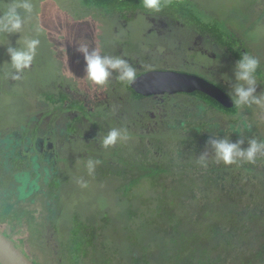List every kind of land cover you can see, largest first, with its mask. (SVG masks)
Here are the masks:
<instances>
[{"label":"flooded vegetation","instance_id":"obj_1","mask_svg":"<svg viewBox=\"0 0 264 264\" xmlns=\"http://www.w3.org/2000/svg\"><path fill=\"white\" fill-rule=\"evenodd\" d=\"M177 1L179 2L178 7L176 4L174 8H168V11L163 10L158 14L162 17L161 19L156 16L149 17L148 15L151 13L139 10L151 23L145 34H150L153 40L147 42L145 57L132 56L128 60L129 63L137 68L138 75L152 70H169L201 77L220 88L230 98L228 92L231 91V84L235 82L234 65L241 58L242 53L252 54L247 47V42L241 40L238 31L232 27H229V32L223 35L224 31L217 30L213 23L204 20V17L199 15L198 10L192 7L193 0ZM186 1L191 5L190 7L185 5ZM254 9L257 12L254 22L256 24V22L264 19V8L256 3ZM199 10L204 16L205 13L210 12L205 9ZM246 10L250 13L253 7ZM127 13L123 14L126 15ZM249 17L252 18L251 15ZM198 18L201 20L198 21ZM202 20H204L203 23H201ZM176 24H179L178 27L181 28L176 30L179 32V36L176 34L167 36V30L170 32ZM254 24L250 21L247 26H254ZM235 33L237 34L235 35ZM117 42L112 43V55L120 56L119 54L123 53H119L120 51L135 50L139 45L137 40L132 42L130 40L120 41L118 42L119 45ZM143 43L145 44V41ZM252 55L260 60V67L257 72L259 77L257 94H259L264 92V63L262 62V55ZM41 60L37 56L32 66H43L44 63L41 64ZM49 65L45 70L52 68H48ZM40 68L42 69V67ZM75 69L74 73L76 72ZM84 69H77L82 71L77 76H83ZM60 72L63 71L60 70ZM60 72L58 70L50 72L53 80L48 83L47 87L35 92L36 96L32 107L35 112L30 109L33 113L24 121L15 118V116L11 122L3 119L0 130V212L1 208L2 212L21 211L31 217L33 211L26 209V205L33 206L41 200H46L48 203L54 201L57 204L56 207L46 208L50 213L47 221L52 223V231L59 228L58 224H54L55 214L60 210L61 199H64L69 193L70 180L74 178H66L67 162L77 159V161L80 160V164H86L89 158L99 159L101 164L97 166L95 174L98 172L110 174L115 188L118 187V181L122 180L114 172L117 166L113 165L112 159L105 157V149L101 147L102 138L99 135V129H102L106 134L108 130L105 129V125V128H102L98 119L103 115H112L119 109H115V111L107 109L105 102L98 99V93H106L108 98L112 100H115L116 97L126 99L125 110L119 111L123 115V126L129 129L131 125L132 127L135 126L130 133L135 134L140 141L144 139L148 145H152L154 141L155 144L165 143L168 140L163 141L165 131L169 132L174 127L181 134L185 133L190 128L189 123L191 126H195L194 128L201 126L205 127V130L207 128L212 129L216 138L227 137L230 141L236 142L243 137L244 144L241 145L243 148L248 146V140L252 137L264 140V110L255 105L254 110H252L253 106L252 109L247 106L237 109L233 104L227 107L208 95L214 101L204 99L200 93H205L199 90L144 95L137 93L130 85H124L115 79L110 81L106 89L100 91L96 86L87 83L83 77L78 78L79 81H83V85L81 83L77 85L73 83L72 79L67 80ZM178 97L188 98L186 100L189 103L181 100L178 102L180 104L178 110H172L168 102ZM228 101L226 100V102ZM206 109L217 111L227 118L226 120L205 119L204 112ZM124 111H126L125 114ZM250 111L255 114L253 122L248 120L251 115ZM235 114L236 116L230 120V116ZM245 122L252 125L251 129L244 127ZM219 123L226 124V128L220 129ZM204 129L203 131H205ZM216 129L218 130L215 131ZM134 130H138V132ZM221 130L226 136L222 135ZM248 132H253V134L250 133L246 136ZM189 133V131L186 132L187 135ZM152 137H154V141L151 139ZM151 151L154 159L166 160L167 156H162V153L156 148ZM72 152H78V154ZM133 165L135 166V164ZM253 171L257 186L250 184L251 181L254 183L249 178L248 173L250 172H245L246 175L241 176L243 189L250 191L251 188L248 186H251L255 192L264 196V157L257 158ZM225 172L230 173L228 168ZM14 173L16 176L13 179ZM239 173L237 172L238 175ZM143 178L149 180V177ZM124 179H126V183L130 181V177ZM226 183H230L228 177ZM124 184L118 187V191H123L122 186ZM219 189L229 192L232 187L230 185L224 187L220 181V187L214 185L211 191L217 192ZM26 211H31V213ZM61 214L62 211H60V217ZM61 219L63 220V217ZM79 223L85 222L75 218V221L70 223L68 231L71 236L76 237L79 234V238H84L83 236L89 233V230L85 224L82 226ZM38 228H40V224ZM38 228L36 227V229ZM33 231L36 232V236L41 234L46 241H49L51 233L47 237L46 231L44 233L43 231L40 233H37V230ZM55 234L56 239L59 238V234ZM17 237L14 238L17 239ZM18 240L22 242L21 238Z\"/></svg>","mask_w":264,"mask_h":264},{"label":"rangeland","instance_id":"obj_2","mask_svg":"<svg viewBox=\"0 0 264 264\" xmlns=\"http://www.w3.org/2000/svg\"><path fill=\"white\" fill-rule=\"evenodd\" d=\"M9 2L10 0H0V12L5 10ZM193 2L192 7L198 10L199 15L203 16L204 20L206 19V21L213 23L217 30L224 31L223 35L229 32V27L237 30L241 40L247 42L250 52L262 55V62L264 63V19L254 24L257 17V12L254 9L255 5L258 3L264 8V0H193ZM33 3L35 5L34 11L25 25L22 36H34L36 35L35 29L39 28L41 45L37 50V56L42 59L41 64L44 63V65H39V67L32 66L25 71L24 78L19 81L5 78V73L10 69V65L6 63L10 62V56L6 51L8 47L7 43L9 42L12 46H17L16 42L20 34L0 35V130L3 119L11 122L15 116V118L24 121L33 113L32 107L34 106L35 92L47 87L48 83L53 80L50 72H54V70L60 72L62 70L63 72L60 73L67 80L72 79L73 83L77 85L78 83L82 84L83 81H79L78 78L84 77L85 73L83 76H77L82 72L77 69L85 68V61L83 55L76 51V43L78 41L85 40L90 44V47L98 45L105 54L112 55L111 47L115 41L124 42L130 40L132 42L137 40L139 42L138 49L119 52H123L119 55L129 60L132 56H138V58L145 57L147 42L153 40L150 34H145L146 29L151 23L139 11H145L141 5V0H138L137 6L127 3L126 8L121 9L126 10L122 13L128 12L126 15H122L120 12L111 13L105 9L109 8V6L113 8L112 5L101 8L99 11H92L94 9L87 8L82 4V0H33ZM252 7L253 10L249 13L246 9ZM199 9L209 10L210 12L205 13L204 16ZM164 10L168 11V8ZM158 14L151 13L148 16H156L158 19H161L162 17ZM250 21H252L254 26L250 25L251 27L249 26V28L247 24ZM178 25L173 26V30H170V32L167 30V36L171 34L179 36V32L176 30L181 28ZM61 36L65 38L61 40ZM144 41L145 44L143 43ZM118 42L117 45H119ZM61 44L66 47L67 64L65 63V53L60 52ZM50 62L51 64L49 65ZM48 65V68L52 67L53 70L52 68L45 70ZM67 68L70 69L71 74ZM74 69L76 70L75 73ZM87 83L90 82L87 81ZM98 99L103 100L106 108L109 110L113 108L119 109V111L121 109L125 110L127 104L124 97H116L115 100H112L108 98L106 93H98ZM186 99L188 100V98L178 97L172 101L169 100L168 105L172 107V110L177 111L178 106H180L179 101L182 100L183 102L185 100V103H189ZM249 109H252V107ZM254 109L255 107L252 110ZM119 111L113 112L112 115L108 114L98 117L102 128L106 127L105 129L109 130L112 127H125L123 126L124 121H122L123 115ZM123 113L125 114L126 111ZM250 113L251 115L248 120L253 122L255 114L252 111ZM235 116L236 114L230 116V120ZM204 117L205 119L221 120H226L227 118L211 109L205 110ZM218 125H220L219 128L222 130L227 126L224 123H219ZM132 128L134 129L135 126L132 127L131 125L130 129L128 128L129 132ZM222 130V135L226 136ZM134 131L138 132V130ZM250 133L253 134V132ZM250 133L248 132L246 136ZM105 134L102 129H99L101 138ZM164 134L163 141L168 139L169 132L165 131ZM131 136L132 139L127 144L118 143L115 147L105 150V157L112 159L113 165L118 168L122 167V162L118 161L119 157L120 159L126 157L125 162L135 164L139 152L141 150L146 151L151 146V144L145 143L144 139L140 141L135 134H131ZM151 139L154 141V137ZM72 153L78 154V152ZM71 161L67 162L66 165V178H74L70 180L68 185L69 193L64 199H61L60 210L55 214L54 224H58L59 227L56 231L51 230L52 223L47 221L50 213L46 208H54L57 204L54 201L48 203L46 200L38 201L33 206L26 205V209L33 211V213L26 211L32 214L31 217H28L21 211L2 212L1 208L0 231L35 264H59V262H62V264H131L130 254H140L143 246L144 252L147 250L146 253L149 256L147 264H156V249L159 247L162 249L161 245L164 241V237L158 232L160 230L156 225L159 222H166V218L160 216V211L157 209V198L163 192L161 188H153L151 187L150 179L148 180L150 184L147 180L142 179L138 185L137 182L132 187L126 200V198H123V192L118 191V187L126 183V179L118 181V187L115 188L110 174L98 172L94 176H88L86 164H80V160L77 161V159ZM237 169H240L239 165ZM237 172H240L239 175ZM232 173L233 177H238V179L242 175H246L242 169L239 171L233 170ZM248 175L254 182L252 183L251 181L250 184L257 186V181H254V171L248 173ZM15 176L16 173L12 175L13 179ZM81 177L88 182L87 188H81L77 183V180ZM199 186L200 184L198 183L194 186L195 191L199 189ZM248 187L251 188V186ZM121 199L127 201L126 205H131V209H138V211L136 210L129 218L116 221L113 220L115 217H112L113 211L121 217L125 216L122 213L124 205L119 202ZM111 209L113 210L112 213ZM107 210L109 211V215H107ZM60 211H62L61 217ZM106 215L110 218V221L104 218ZM62 217L63 220L61 219ZM75 218L84 221L85 223L83 224L86 225L89 232H96L98 230L99 234L91 237L89 245L84 246L85 252L84 247L82 248L84 254L71 257L69 253L72 251L74 240L68 231V227L71 222L75 221ZM152 220H155L156 223ZM42 221L45 222L41 223ZM106 223L107 227L104 229ZM39 224L40 228H38ZM33 230H37V233H40V231L44 233L46 231L47 237L51 233L49 241H46L41 234L36 236V232ZM55 233L59 234V238L56 239ZM87 234L89 233H86L83 237L89 240ZM14 237H17V239ZM19 238H21L22 242L18 240ZM130 239L135 240L130 243ZM109 240L113 242L114 249L118 252L117 255L111 253L113 252L111 248L106 250L102 247V244L107 246ZM149 253L153 254L149 255ZM107 260H109V263H107Z\"/></svg>","mask_w":264,"mask_h":264},{"label":"trees","instance_id":"obj_3","mask_svg":"<svg viewBox=\"0 0 264 264\" xmlns=\"http://www.w3.org/2000/svg\"><path fill=\"white\" fill-rule=\"evenodd\" d=\"M127 3L137 6L138 0H82L87 8L94 9L92 11L112 5L113 8H105L111 13L126 11L121 9L126 8ZM176 4L178 6L179 2L173 0L167 8H174ZM185 5L190 7L187 1ZM199 20L201 19L198 18ZM200 94L204 99L214 101L207 95ZM188 125V135L187 131L181 134L174 127L170 129L165 143L155 144L154 141L147 151H140L135 166L125 162L126 157L118 160L122 162V167L116 169L118 177H130V181L122 186L123 198L127 200L132 184H139L143 177H149L151 187H160L163 191L157 198V209L160 211L159 215L166 218V222L156 225L160 230L158 232L164 237L162 249H156V264H264V196L255 192L253 187L250 191H245L243 178H235L232 173L233 170L240 169L251 172L254 164L240 163V169H237L238 165L235 164L228 166L215 163L213 149L207 143L209 137H215L212 129L205 130L201 126L194 128L190 123ZM154 148L162 156H167L166 160L154 159L151 155ZM204 151L209 153L207 168L196 163V158ZM227 168L230 173L225 172ZM227 177L229 184L226 183ZM220 181L224 187L230 185L232 190L227 192L219 189L212 192L214 185L220 187ZM197 183L200 186L195 191ZM119 202L124 205L122 213L125 216L121 217L111 209L112 217H115L113 220L129 218L138 211L131 209V205L127 206L124 199ZM107 213L109 215L108 210ZM107 215L104 218L110 221ZM106 225L107 223L104 229ZM97 234L98 230L89 232V240L79 238V234L73 236L74 244L69 255L76 257L84 254V246H88L91 237ZM134 240L130 239V243ZM102 247L106 250L111 248L113 254L118 253L110 240L107 246L102 244ZM141 250L138 255L130 254L131 264L148 263L147 250L144 252V246ZM151 254L153 253H149Z\"/></svg>","mask_w":264,"mask_h":264},{"label":"clouds","instance_id":"obj_4","mask_svg":"<svg viewBox=\"0 0 264 264\" xmlns=\"http://www.w3.org/2000/svg\"><path fill=\"white\" fill-rule=\"evenodd\" d=\"M172 3L173 0H141L142 7L149 13H160ZM34 7L33 0H10L5 10L0 12V35L20 34L16 42L17 46L7 43L6 51L10 56V62L6 63L10 65V69L5 73V78L14 81L23 79L25 71L32 67L37 56V50L41 45L39 28L35 29L36 35L34 36H22ZM64 38V36L60 37L61 40ZM76 51L83 55L85 61L83 78L98 89H106L112 79L124 85H133L138 79L137 68L128 60L122 56L105 54L98 45L90 47L87 41L81 40L76 43ZM60 52L65 53V63L67 64L66 47L63 44H61ZM259 67V58L248 52L242 53L241 58L236 61L234 65L235 82L231 84V91L228 92L235 108L242 109L245 106L251 108L255 105L264 110V92L257 94ZM67 70L71 74L70 69L67 68ZM244 127L251 129L252 125L245 122ZM131 139L132 136L127 127H112L102 137L101 147L107 150L115 147L118 143L127 144ZM207 143L213 149L214 162L217 164L223 163L228 166L240 163L255 164L258 157H264V140H258L255 137L248 140L246 148L241 147L244 144L243 137L236 142L230 141L227 137H209ZM208 158L209 153L204 151L196 158V163L207 168ZM100 164L101 160L89 158L86 162L88 176H94L95 170ZM77 183L81 188L88 187V182L83 177L79 178Z\"/></svg>","mask_w":264,"mask_h":264},{"label":"water","instance_id":"obj_5","mask_svg":"<svg viewBox=\"0 0 264 264\" xmlns=\"http://www.w3.org/2000/svg\"><path fill=\"white\" fill-rule=\"evenodd\" d=\"M130 86L137 93L144 95L199 90L224 106L228 107L233 104L231 98L227 97L220 88L209 81L195 75H187L169 70H152L140 74L136 83ZM226 100L229 101L226 102ZM0 264L34 263L0 231Z\"/></svg>","mask_w":264,"mask_h":264}]
</instances>
